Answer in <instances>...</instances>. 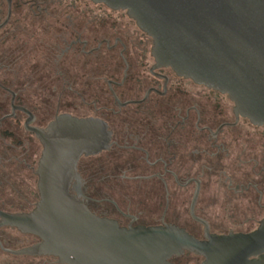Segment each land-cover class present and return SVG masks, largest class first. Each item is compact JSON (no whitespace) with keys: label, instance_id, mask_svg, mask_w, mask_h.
<instances>
[{"label":"flooded vegetation","instance_id":"1","mask_svg":"<svg viewBox=\"0 0 264 264\" xmlns=\"http://www.w3.org/2000/svg\"><path fill=\"white\" fill-rule=\"evenodd\" d=\"M152 46L125 10L102 3L0 0L1 212L28 213L40 200L43 145L30 127L47 131L71 115L101 119L111 131L108 149L80 157L69 189L95 214L125 227L175 224L203 238L188 229H204L191 215L198 191L194 213L211 232L259 226L264 125L238 116L227 94L157 66ZM40 241L0 225V264H61L13 252ZM190 256L173 261L191 264L181 261Z\"/></svg>","mask_w":264,"mask_h":264},{"label":"water","instance_id":"2","mask_svg":"<svg viewBox=\"0 0 264 264\" xmlns=\"http://www.w3.org/2000/svg\"><path fill=\"white\" fill-rule=\"evenodd\" d=\"M125 10L153 39L157 66L227 94L235 112L264 125V0H91ZM43 145L40 200L28 213L0 211V225L17 227L41 241L13 251L49 255L61 264H176L193 254L199 264H264V217L249 232H211L203 238L175 224L121 226L95 214L70 193L78 161L111 146L108 124L98 118L60 115L47 131L30 127Z\"/></svg>","mask_w":264,"mask_h":264},{"label":"rangeland","instance_id":"3","mask_svg":"<svg viewBox=\"0 0 264 264\" xmlns=\"http://www.w3.org/2000/svg\"><path fill=\"white\" fill-rule=\"evenodd\" d=\"M188 229L190 231L198 233V234L202 233V230H203L200 227H193L191 224H188ZM214 229H216V230H227L228 228H218V227H216ZM236 229L237 230H240V229L241 230H250V229H247V228H239V227H236ZM177 260H180V259H177ZM181 261L182 262L189 261L191 264H199L200 263V261L198 262V258L193 257V256H190V257H187V258H183V259H181Z\"/></svg>","mask_w":264,"mask_h":264},{"label":"trees","instance_id":"4","mask_svg":"<svg viewBox=\"0 0 264 264\" xmlns=\"http://www.w3.org/2000/svg\"><path fill=\"white\" fill-rule=\"evenodd\" d=\"M12 77H16V76L13 74ZM11 86L13 88H17V89L22 90V91H38V90H40V85L39 84H35V83L25 84V83L12 82ZM193 257L197 258L199 256L193 255Z\"/></svg>","mask_w":264,"mask_h":264}]
</instances>
